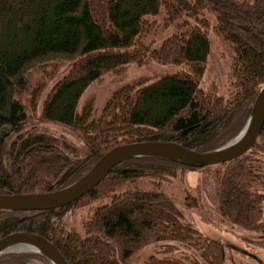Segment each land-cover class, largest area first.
Instances as JSON below:
<instances>
[{
	"label": "trees",
	"instance_id": "16d2710c",
	"mask_svg": "<svg viewBox=\"0 0 264 264\" xmlns=\"http://www.w3.org/2000/svg\"><path fill=\"white\" fill-rule=\"evenodd\" d=\"M161 10L175 31L146 44ZM208 12L215 33L233 47L225 94L216 82L200 87ZM150 59L179 67L120 85L96 114L91 101L79 107L91 82ZM60 65L65 70L39 104ZM262 85L264 0H0V193L61 188L120 143L162 139L214 149L238 134ZM263 154L264 121L252 146L213 173L221 215L244 228L264 230V192L256 188L264 186ZM188 167L163 157L127 158L63 206L0 209V236L41 233L70 264H128L155 242L139 264H222V242L186 220L172 193L139 185L170 182ZM185 199L197 204L190 194ZM78 208L86 213L70 225ZM0 264L52 263L39 252L13 250L0 253Z\"/></svg>",
	"mask_w": 264,
	"mask_h": 264
},
{
	"label": "rangeland",
	"instance_id": "374dc122",
	"mask_svg": "<svg viewBox=\"0 0 264 264\" xmlns=\"http://www.w3.org/2000/svg\"><path fill=\"white\" fill-rule=\"evenodd\" d=\"M207 17L209 19L206 29L209 38V51L206 66L200 81V87L206 89L212 83L216 82L218 91L225 94L228 89V71L233 47L230 41L217 35L213 30V25L215 24V16L213 13L208 12ZM155 20L156 25L143 37V41L146 44H153L154 46L158 45L165 36L175 31L172 24L168 26L164 25L163 10L155 15ZM178 67V64L161 63L150 59L145 65L131 63L120 74L107 72L100 79L91 82L87 86L79 99L78 105L81 107L91 101L96 114L102 109L114 89L120 85L139 79L150 81L156 76L174 71ZM65 68V65H60L54 74L47 79L39 96V104L42 102L50 86L61 76ZM261 163L264 166V154L261 155ZM217 169V164L193 168L188 167L183 171L178 169L176 176L170 182H163L156 186V184L144 180L139 185L142 187H157L168 193H172L186 220L190 221L205 235L222 242L225 253L222 264H264V244L258 242L264 241V230L244 228L235 225L223 217L219 211L215 197V179L213 175ZM256 188L264 192V186H257ZM188 194L196 199V205L186 204L185 196ZM85 213L86 208L75 209L70 225L75 224V226H78L80 216L83 217ZM262 219L264 220V203ZM158 245L159 243L155 242L139 248L130 256L128 264H139Z\"/></svg>",
	"mask_w": 264,
	"mask_h": 264
},
{
	"label": "water",
	"instance_id": "95a60500",
	"mask_svg": "<svg viewBox=\"0 0 264 264\" xmlns=\"http://www.w3.org/2000/svg\"><path fill=\"white\" fill-rule=\"evenodd\" d=\"M263 120L264 85L257 92L248 118L238 134L214 149L199 151L174 140H139L117 144L105 151L82 176L61 188L50 191L0 193V209H47L63 206L90 190L114 164L127 158L156 156L192 167L233 159L252 146ZM12 250H32L44 255L52 264H70L49 238L34 231L15 230L0 236V253Z\"/></svg>",
	"mask_w": 264,
	"mask_h": 264
},
{
	"label": "bare ground",
	"instance_id": "6f19581e",
	"mask_svg": "<svg viewBox=\"0 0 264 264\" xmlns=\"http://www.w3.org/2000/svg\"><path fill=\"white\" fill-rule=\"evenodd\" d=\"M13 251V250H12Z\"/></svg>",
	"mask_w": 264,
	"mask_h": 264
}]
</instances>
